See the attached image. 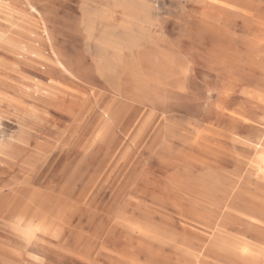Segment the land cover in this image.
<instances>
[{
  "label": "rangeland",
  "instance_id": "obj_1",
  "mask_svg": "<svg viewBox=\"0 0 264 264\" xmlns=\"http://www.w3.org/2000/svg\"><path fill=\"white\" fill-rule=\"evenodd\" d=\"M253 92L264 0H0V264H264Z\"/></svg>",
  "mask_w": 264,
  "mask_h": 264
},
{
  "label": "bare ground",
  "instance_id": "obj_2",
  "mask_svg": "<svg viewBox=\"0 0 264 264\" xmlns=\"http://www.w3.org/2000/svg\"><path fill=\"white\" fill-rule=\"evenodd\" d=\"M115 3V5H116V7H120V8H122V9H125L124 7H123V5L122 4H120V2H117V1H115L114 2ZM30 26V25H29ZM45 69V68H44ZM34 84H36V83H34ZM251 97H253V98H256V99H258V100H260V101H263L264 102V96H262L261 94H259V93H255V92H253V94H252V96ZM105 115V114H104ZM18 142V141H17ZM259 147H263L262 146V144H260L259 145ZM264 148V147H263ZM263 153V152H262ZM259 172L264 176V155L261 157V166L259 167ZM220 229V228H219ZM246 245L245 246H243L242 247V252H244V253H247L248 251H249V244L248 243H245ZM199 255V254H198ZM201 256V255H200ZM40 260V259H39ZM37 261H38V259H37ZM43 261V260H42Z\"/></svg>",
  "mask_w": 264,
  "mask_h": 264
}]
</instances>
